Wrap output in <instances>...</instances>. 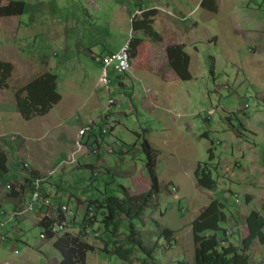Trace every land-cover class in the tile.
Returning a JSON list of instances; mask_svg holds the SVG:
<instances>
[{"label":"rangeland","instance_id":"1","mask_svg":"<svg viewBox=\"0 0 264 264\" xmlns=\"http://www.w3.org/2000/svg\"><path fill=\"white\" fill-rule=\"evenodd\" d=\"M201 2L0 0V59L14 67L10 88L0 91V146L9 157V173L0 177V264H60L55 240L42 238L39 221L57 218L62 205L70 228L59 234L84 235L96 248L87 264H154L137 249L131 261L107 255L101 218L86 233L80 223L89 201L123 198L124 188L131 195L151 189L145 140L155 150L160 194L137 228L149 237L159 233L151 227L156 222L178 239L156 262L195 264L191 224L218 199L231 217L223 225L229 233L219 232V239L228 238L251 264H264V244L248 243L245 221L253 211L264 216V0H216V13ZM153 12L163 42L144 38L130 73L109 69L112 82L102 86L103 60L132 35L142 36L133 33L132 21ZM171 44L186 46L192 80L169 67ZM47 72L58 76L63 99L48 115L25 121L15 92ZM87 127L92 133L81 135ZM206 163L215 165V190L196 181L195 170ZM31 170L37 178L54 171L42 184L51 205L15 215L32 202ZM126 240L123 224L110 242L126 247Z\"/></svg>","mask_w":264,"mask_h":264},{"label":"trees","instance_id":"2","mask_svg":"<svg viewBox=\"0 0 264 264\" xmlns=\"http://www.w3.org/2000/svg\"><path fill=\"white\" fill-rule=\"evenodd\" d=\"M201 8L212 13L218 11L216 0H202ZM155 14L156 12H153L152 17L148 19L135 18L132 21L131 29L133 33H141L142 36L132 35L129 41L131 62L137 58L139 47L143 43L144 38H149L157 43L163 42L162 35L154 27L153 17ZM167 56L169 67L181 80L190 81L193 79L190 71L191 57L185 45L176 44L169 46L167 48ZM213 59L212 57V73L215 69ZM13 70L14 67L11 63L0 59V91L10 88ZM62 99L63 96L59 92L58 87V76L53 72H47L36 77L15 92L17 110L25 121L48 115ZM231 127L236 136H243L240 129L235 128V126ZM88 132L92 133L89 130ZM144 147L150 154V161L147 167L149 178L151 179V189L146 193L131 195L130 191L124 188L125 196L123 198L108 197L103 201H89L85 215L80 223L84 228L82 231L86 233L88 228L93 227L98 217L101 218V224L104 229L102 239L105 241L103 252L107 255L113 254L124 261H131L130 257L134 250L137 249L144 255L146 263L159 264L156 261L161 255L172 251L178 246V239L176 231L162 227L156 222H153L151 227L152 229L158 228L159 233L149 235V237L137 228L138 223L144 225L146 210L150 208L152 199L160 194L156 160L151 155V152H155V150L147 140L144 141ZM208 153L210 160L213 161V149L210 148ZM8 162L9 157L0 146V177L9 173ZM20 166L23 170H28L24 167V163H21ZM212 169H215V165L209 163L205 164V168H202V164L198 166L194 175L199 186L208 190L217 188V182L212 176ZM29 175L30 179L27 178V181L30 182V190L33 188L32 190L34 191L33 181L40 175L33 170H31ZM12 187V197L18 198L21 193L15 191V186ZM24 188L22 185L21 190H24ZM33 191H31V198ZM42 198L46 200L43 195ZM225 209V204L216 199L192 222L195 264H251L250 257L240 252L237 246L231 243L226 244L228 238L219 239L218 237L219 232H223L225 236L229 233L223 228V225L231 221V217H228ZM245 221L249 230L248 243L252 244L258 240L264 244V216L253 211L247 216ZM59 223H65L66 228H70L61 209H59L57 218L52 219L44 216L39 221V225L43 228L42 235L45 237L43 239L55 240L53 247L62 257L60 264H87L88 255L95 253L96 248L84 240V235L54 232V225ZM123 224L126 227V244H128L126 247L115 241L110 242V239L119 236ZM105 235L109 240L104 238ZM111 244L113 245L112 247Z\"/></svg>","mask_w":264,"mask_h":264},{"label":"built area","instance_id":"3","mask_svg":"<svg viewBox=\"0 0 264 264\" xmlns=\"http://www.w3.org/2000/svg\"><path fill=\"white\" fill-rule=\"evenodd\" d=\"M130 51L131 49L128 43L119 52L111 56H108L107 58L103 60V64H102L103 72L100 78V83L102 84V86L108 87L112 82L109 76V69L116 71L118 74L130 73V71L132 70ZM88 130H90V128L88 127L84 128L81 131V135H84ZM94 153H96V150H94ZM24 166L25 168H29L30 165L26 163ZM36 181H37V194L34 196V199L31 200L32 201L31 204L28 207L24 208L22 212L16 213L15 215H23L28 212H33L35 211L36 208L39 207V205H47V206L51 205L50 200L48 199L43 200L42 198V195H43L42 184L45 182H38L37 177H36ZM59 209H63V213L68 211L65 205H62ZM2 214H4V211ZM15 215L14 217H16ZM0 226H3V224H1ZM65 229H67L65 223L55 224L53 227L54 232H60ZM42 238H45L44 235H42Z\"/></svg>","mask_w":264,"mask_h":264},{"label":"bare ground","instance_id":"4","mask_svg":"<svg viewBox=\"0 0 264 264\" xmlns=\"http://www.w3.org/2000/svg\"><path fill=\"white\" fill-rule=\"evenodd\" d=\"M53 175H54V171H51L48 174H46L45 176L37 178V180H38V182H46L47 180H49V178H52ZM33 187H34V191L32 190L33 194H32L31 200H33L34 196L37 194V181H36V179H34V181H33Z\"/></svg>","mask_w":264,"mask_h":264},{"label":"crops","instance_id":"5","mask_svg":"<svg viewBox=\"0 0 264 264\" xmlns=\"http://www.w3.org/2000/svg\"><path fill=\"white\" fill-rule=\"evenodd\" d=\"M163 8H166V7H163ZM172 45H174V44H171L170 46H172ZM263 45V44H262ZM261 113V112H260ZM257 138V135L256 134H254V138L253 139H256ZM264 160V159H263ZM263 160H262V162H263ZM261 171V170H260ZM257 177V173L256 172H254L253 174H252V178H256ZM262 179H264V177L262 178ZM250 185V184H249ZM263 193V192H262Z\"/></svg>","mask_w":264,"mask_h":264},{"label":"clouds","instance_id":"6","mask_svg":"<svg viewBox=\"0 0 264 264\" xmlns=\"http://www.w3.org/2000/svg\"><path fill=\"white\" fill-rule=\"evenodd\" d=\"M127 44H128V43H127ZM118 52H119V51H118ZM102 64H103V62H102ZM122 75H123V74H122ZM25 164H26V163H25ZM25 164H24V165H25ZM28 164H29V163H28ZM29 165H30V164H29ZM24 167H25V166H24ZM43 196H44V195H43ZM46 199H47V198H46ZM48 200H49V199H48ZM23 210H24V209H23ZM58 210H59V209H58Z\"/></svg>","mask_w":264,"mask_h":264}]
</instances>
